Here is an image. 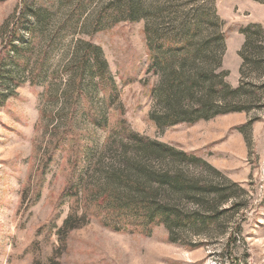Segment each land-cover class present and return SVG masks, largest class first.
<instances>
[{
  "label": "rangeland",
  "instance_id": "374dc122",
  "mask_svg": "<svg viewBox=\"0 0 264 264\" xmlns=\"http://www.w3.org/2000/svg\"><path fill=\"white\" fill-rule=\"evenodd\" d=\"M131 1L0 0V264H264V84L246 110L164 124L168 79L148 57L149 42L210 17L224 44L214 73L231 88L247 86L240 30L257 25L264 33V0H136L139 12L130 17ZM211 33L208 25L198 38ZM85 44L99 48L110 101L94 60L92 78L83 71ZM88 107L106 127L92 122ZM154 144L215 171L182 165ZM164 169L228 195L209 210L216 215L208 226L170 233L160 221L144 232L141 217H129L116 231L84 217L81 191L136 198L125 182L156 191ZM72 171L78 204L60 198Z\"/></svg>",
  "mask_w": 264,
  "mask_h": 264
},
{
  "label": "trees",
  "instance_id": "16d2710c",
  "mask_svg": "<svg viewBox=\"0 0 264 264\" xmlns=\"http://www.w3.org/2000/svg\"><path fill=\"white\" fill-rule=\"evenodd\" d=\"M127 6L130 17L139 12L136 0H132ZM210 21V17L207 20L195 18L189 25L184 24L177 33L164 35V39L158 38L149 42L148 57L151 65L164 67V76L168 79L167 92L164 96L166 104L164 124H174L180 121L192 123L199 119H210L217 114L241 112L258 100L257 92L253 88H262L264 82L258 86L252 80L264 79L263 31L257 25H249L240 30L244 35V43L239 51L242 58L240 73L242 80L248 79V82L247 86L241 81L238 87L231 88L222 82V74L214 73V69L220 66L224 44L219 32L212 27L213 24ZM208 25L211 26L213 32L210 37L198 38L200 33L208 28ZM89 45L85 44L87 47L83 54V63L80 64L83 71H88L91 78L94 75L92 69L96 66L100 69L102 91L106 93V100L110 101L113 97L112 84L106 75L105 62H101L99 59V48L87 49L90 47ZM92 49L97 50V54L96 52L92 54ZM176 58H178V67L180 68L175 69ZM93 60L95 67L91 68ZM196 62H201L202 65L196 66ZM203 62L206 63L203 64ZM187 63H192L187 70L188 75L183 72ZM184 101H189L188 109L184 108L186 105ZM87 114L91 115L94 124L106 127L104 118L101 121L98 120L90 107H88ZM67 133L70 132H66V135ZM71 141V151L77 161L81 155L79 136L73 135ZM150 148L156 152L158 149H163L165 156L171 155V160H176L182 165L186 162L201 163L209 172L214 173L215 171L211 166L203 163L200 158L176 151L169 146L160 145L158 147L154 144ZM74 173L75 171L71 172L66 186L60 193V198L61 200L68 198L78 204L80 192L72 178ZM158 180L159 182H154L156 188L153 189L156 191L138 188L136 184L134 186L125 182L126 189L138 191L136 198L121 197L111 191H105L91 199L86 190H83L81 195L85 194V203L81 207L84 217L95 219L101 225L116 231L124 229L117 223H125L129 217H141L140 227L144 232H149L153 224L160 221L170 233L184 229L198 231L213 221L212 217L216 214L209 213V210L214 207L213 205L228 197L212 183L195 182L178 171H174L171 175L167 169H164V179L159 178ZM161 188L164 189V203L157 200V189ZM188 202L197 204L199 208L197 210L186 209L185 204ZM104 215L111 220L112 217H115V220L111 224H105ZM68 221L66 220L65 223L67 224Z\"/></svg>",
  "mask_w": 264,
  "mask_h": 264
}]
</instances>
